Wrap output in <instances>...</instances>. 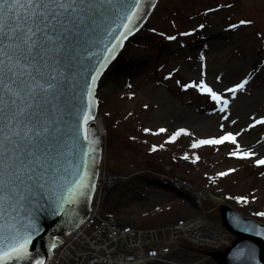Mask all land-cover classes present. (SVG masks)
Listing matches in <instances>:
<instances>
[{"label":"rangeland","instance_id":"obj_1","mask_svg":"<svg viewBox=\"0 0 264 264\" xmlns=\"http://www.w3.org/2000/svg\"><path fill=\"white\" fill-rule=\"evenodd\" d=\"M245 80L243 89L227 91ZM201 81L229 101L227 110L199 96L198 87H186ZM97 96L107 134L103 164L125 180L112 189L105 213L155 227L197 212L180 188L157 176L165 174L264 224L258 215L264 213V165L257 164L264 159V124L256 123L264 120V0H161ZM180 130L187 134L170 142ZM227 132L236 136L241 153L253 155H230L236 146L229 142L192 147ZM204 204L207 219L217 222L218 202ZM223 240L235 237L225 233ZM207 251L187 245L172 254L171 263L155 264H216Z\"/></svg>","mask_w":264,"mask_h":264},{"label":"water","instance_id":"obj_2","mask_svg":"<svg viewBox=\"0 0 264 264\" xmlns=\"http://www.w3.org/2000/svg\"><path fill=\"white\" fill-rule=\"evenodd\" d=\"M157 1L105 0L101 4L97 0L88 9L85 24L78 30L64 33L51 46L52 50L45 57L47 67L39 64L41 75H37V80L45 87L48 84L54 87L46 93L41 92L35 101H26L32 104V108L27 109L29 113H39L32 117L33 122L39 121L36 127H49L47 139L37 143L45 150L46 146L51 147L48 163L55 171H49L61 190L72 185L85 172L88 174L85 181L88 187L74 201L59 206L53 203L47 186L43 190L34 189L35 194L12 213L15 219L6 218L8 224L34 225V228H29V257L13 264H31L42 256L46 259L48 249L55 243V236L64 230H72L85 219L100 160L101 140L103 153V132L97 118L92 122L97 112V86L131 28L138 22L137 27H140L147 20ZM133 12L136 15L126 32L124 25L128 24L127 17ZM33 74L36 75L35 72ZM26 79L34 83L30 78ZM85 115L91 116L87 131L83 121ZM64 196H67L66 192ZM220 209L223 224L237 236V240L225 251L211 252L209 256L217 264H264V226L244 218L229 206L224 205ZM5 234L10 235L7 228ZM38 261L45 260L41 258Z\"/></svg>","mask_w":264,"mask_h":264},{"label":"snow or ice","instance_id":"obj_3","mask_svg":"<svg viewBox=\"0 0 264 264\" xmlns=\"http://www.w3.org/2000/svg\"><path fill=\"white\" fill-rule=\"evenodd\" d=\"M96 2L97 0H0V264H13L14 261L19 262L29 257V228H34V225L8 224L6 218L15 219L12 213L23 206V201L35 194L34 189L43 190L47 186L53 203L59 206L74 201L88 187L85 182L87 172L66 189L61 190L57 186L56 179L49 171L53 169L48 163L51 147L46 146L45 150L37 143L47 139L49 127H36L39 121L33 122L32 117L39 113H29L27 109L32 108V104L26 101H35L41 92L46 93L54 87L52 84L45 87L37 80V75H41L39 64L43 63L47 67L45 57L52 50L51 46L64 33L78 30L80 25L85 24L88 9ZM104 2L105 0H99L101 4ZM135 15L133 12L127 17L128 24L124 25L126 32ZM244 23L250 21H241V24ZM247 82L245 80L227 91L236 93ZM186 87H198L201 92L222 105L220 111L227 110L229 101L202 81ZM89 119L90 115L83 118L85 131ZM256 123L264 124V120H257ZM181 134L187 133L184 130L178 131L170 142H174ZM226 142L236 146V150L230 153L232 156L246 159L253 155L247 151L241 153L236 136L231 132L219 138L197 141L192 147L221 145ZM257 164L264 165V159L257 160ZM64 192L67 193L66 197ZM258 215L264 216V213ZM5 228L10 235L5 234ZM37 264L43 262L38 261Z\"/></svg>","mask_w":264,"mask_h":264},{"label":"built area","instance_id":"obj_4","mask_svg":"<svg viewBox=\"0 0 264 264\" xmlns=\"http://www.w3.org/2000/svg\"><path fill=\"white\" fill-rule=\"evenodd\" d=\"M148 243L141 231L120 229L112 222L101 220L79 230L65 244L63 252L75 256L76 264H130L145 251ZM155 254V250H149L147 256Z\"/></svg>","mask_w":264,"mask_h":264},{"label":"bare ground","instance_id":"obj_5","mask_svg":"<svg viewBox=\"0 0 264 264\" xmlns=\"http://www.w3.org/2000/svg\"><path fill=\"white\" fill-rule=\"evenodd\" d=\"M160 2H161V0H158L157 3H156V5L158 6V4H159ZM156 5H155V7H157ZM155 7L153 8L152 12H151L150 15L148 16L147 20H146V21H145V22H144V23L138 28V30L141 29V28H143V27L145 26V24H147V22H148L150 16H151L152 13L156 10ZM136 31H137V30H136ZM138 32H139V31H138ZM137 34H138V33H137ZM137 34H136V35H137ZM133 35H134V33L131 35V37H132ZM136 35H135V36H136ZM135 36H134V37H135ZM132 38H133V37H132ZM132 38H131V39H132ZM117 55H118V54H117ZM117 55H116V57H117ZM116 57L113 58V60H112L111 63H110V66L113 64V62H114L115 60L117 61V59L120 57V55L118 56L117 59H116ZM116 61H115V62H116ZM97 121H98V123H99V125H100V130H101V132H103V139H104V138H105V135H107V134H106V127H105V124L102 122V120L100 119V117H97ZM171 183H172V182H171ZM172 184H173V183H172ZM177 185H178V184H177ZM173 186H176V185L173 184ZM196 191H197L198 194L200 193V189H197ZM217 201H219V200L217 199ZM219 202H220V201H219ZM209 234L212 235L211 233H209Z\"/></svg>","mask_w":264,"mask_h":264}]
</instances>
